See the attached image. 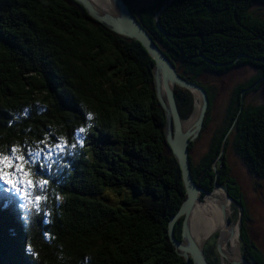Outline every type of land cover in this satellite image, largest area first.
<instances>
[{"label": "trees", "instance_id": "16d2710c", "mask_svg": "<svg viewBox=\"0 0 264 264\" xmlns=\"http://www.w3.org/2000/svg\"><path fill=\"white\" fill-rule=\"evenodd\" d=\"M163 1L131 11L177 73L205 89L203 127L213 93L195 78L238 65L256 68L234 88L227 125L212 135L197 164L189 162L197 186L225 187L239 208L242 257L264 264L247 236L243 194L225 153L231 144L248 170L264 177V104L244 105L264 80V18L249 11L257 0H172L159 11ZM153 63L138 41L111 32L74 0H0V150L12 143L35 147L45 133L74 145L42 174L37 168L34 178L49 181L33 190L44 197L40 213L0 185V264H186L167 235L185 196L177 161L165 152ZM174 96L186 119L192 93L175 86ZM80 127L83 133L76 132ZM106 191L116 203L106 201ZM181 221L174 226L177 239Z\"/></svg>", "mask_w": 264, "mask_h": 264}, {"label": "water", "instance_id": "95a60500", "mask_svg": "<svg viewBox=\"0 0 264 264\" xmlns=\"http://www.w3.org/2000/svg\"><path fill=\"white\" fill-rule=\"evenodd\" d=\"M79 3L93 20L103 24L111 32L123 36L127 39H133L138 41L149 56L153 60L152 78L155 94L159 104L161 105L165 115L164 136L165 141L170 149L172 155L175 157L179 166L181 180L184 188V200L174 215H172L167 223V235L170 243L173 245L177 254L185 260L186 264H209L203 253V244H196L192 236L190 235L187 217L189 211L196 200L198 194L206 193L208 191L196 185L192 175L190 173L189 162V145L200 134L203 128V120L208 108V97L205 89L194 82H190L181 75H179L173 65V63L166 57L160 47L153 41L149 33L143 28V26L136 19L134 14L125 0H110L115 13L110 14L108 12L98 10L89 0H74ZM172 0H164L160 7L161 11ZM158 12L154 14L156 28L158 31H162L158 23ZM262 77L261 79H263ZM181 87L189 90L193 97L194 91L198 93L197 113L191 124L185 127V121L190 119H182L179 114L177 103L174 96V87ZM254 86V85H253ZM252 87V86H251ZM241 107V106H240ZM232 130V126L229 127L222 139L221 147L218 156H220L225 147V138ZM213 170L216 171V164L213 162ZM214 187L221 188L225 193L228 201L232 202V198L228 195L226 190L218 183H214ZM223 213L225 211L223 209ZM182 217L180 228V239L174 236V226L176 221ZM227 223L231 224L230 217L226 218ZM232 230H230L231 235ZM217 251H220L219 243L216 245ZM231 264H249V262L240 255L239 260L232 261Z\"/></svg>", "mask_w": 264, "mask_h": 264}, {"label": "rangeland", "instance_id": "374dc122", "mask_svg": "<svg viewBox=\"0 0 264 264\" xmlns=\"http://www.w3.org/2000/svg\"><path fill=\"white\" fill-rule=\"evenodd\" d=\"M151 1L152 0H126L128 6L133 11H136L141 6L147 5ZM249 11L254 16L263 19L264 0H257L250 7ZM176 67L179 71H182V68L178 65V63H176ZM255 73L256 68L246 64L235 66L222 74L205 71L195 78L201 84L209 87V90L213 93V101L209 113V121L207 125L202 128L199 136L192 142V146L189 151V157L193 164H197L202 154L207 150L210 139L216 130L223 129L227 125L229 118L227 117L226 111L234 94V88L242 83H245ZM259 104H264V80L256 90H250L244 98V105ZM194 105L195 103H193V108ZM229 139H231V137ZM165 152L170 153V149L167 146H165ZM225 153L227 155V162L230 168V175L235 179L236 184L240 187L243 194L246 212L248 214V218L245 221L247 236L264 256V177H258L257 175L251 173L242 161L241 157L232 150L231 144L225 148ZM104 195L108 203L112 204L117 202V197L114 193L106 191ZM230 204V209L232 211L229 217L232 225L237 226L239 239V228L241 225V221L239 219V208L234 203L230 202ZM215 233H217V231L212 234ZM229 240L230 238H226L223 244H226ZM220 241L221 240L217 241L214 235H212L211 237L209 236L205 242H203L204 256L211 264L219 263L220 255L216 250V245ZM240 243L241 242L239 241L238 257L241 255ZM224 260L228 264H231L229 259L224 258Z\"/></svg>", "mask_w": 264, "mask_h": 264}, {"label": "snow or ice", "instance_id": "6c2138e0", "mask_svg": "<svg viewBox=\"0 0 264 264\" xmlns=\"http://www.w3.org/2000/svg\"><path fill=\"white\" fill-rule=\"evenodd\" d=\"M87 118L91 119V113L87 114ZM84 131V127L76 129L78 133ZM80 142L82 143V138ZM68 147H74V145H69L63 135L53 137L50 141L47 133L44 139L36 141L35 147L12 143L6 149L0 150V185L6 186V191H13L25 201L26 203L22 206L31 204L36 212L40 213V202L44 197L34 195L33 190L37 187L43 190L49 181L42 176L39 179L34 178L37 168L41 174L44 169H50L53 161L61 158ZM46 161L48 163H45ZM57 199H59L58 196ZM26 250L32 257L37 256L31 244L26 246Z\"/></svg>", "mask_w": 264, "mask_h": 264}, {"label": "bare ground", "instance_id": "6f19581e", "mask_svg": "<svg viewBox=\"0 0 264 264\" xmlns=\"http://www.w3.org/2000/svg\"><path fill=\"white\" fill-rule=\"evenodd\" d=\"M89 1L98 10H102L110 14L115 13L110 0ZM197 97L198 93L194 91V112L190 116V119L185 121V127L189 126L196 116V110L199 105ZM230 206V201L227 200L223 190L221 188L219 189L214 187L211 191L198 194L187 217V222L189 218L188 226L190 235L196 244H203L204 246L203 242H205V240L212 235H214L217 241L221 240L219 242L221 252H218L220 255L218 264H228L224 258L229 259L230 262L237 261L240 258V256L238 257L239 239L237 226H231V224L226 221V218L229 217L232 211ZM223 209L225 214L223 213ZM230 230H232L231 235H229ZM215 231H217V233L212 234ZM226 238H230V240L227 241L226 244H223Z\"/></svg>", "mask_w": 264, "mask_h": 264}, {"label": "clouds", "instance_id": "9594fccd", "mask_svg": "<svg viewBox=\"0 0 264 264\" xmlns=\"http://www.w3.org/2000/svg\"><path fill=\"white\" fill-rule=\"evenodd\" d=\"M232 203V202H231ZM256 246V245H255ZM242 256V255H241Z\"/></svg>", "mask_w": 264, "mask_h": 264}, {"label": "flooded vegetation", "instance_id": "af4514ba", "mask_svg": "<svg viewBox=\"0 0 264 264\" xmlns=\"http://www.w3.org/2000/svg\"><path fill=\"white\" fill-rule=\"evenodd\" d=\"M248 261V260H247ZM250 264V263H249Z\"/></svg>", "mask_w": 264, "mask_h": 264}]
</instances>
